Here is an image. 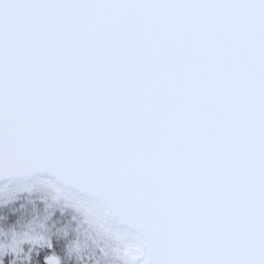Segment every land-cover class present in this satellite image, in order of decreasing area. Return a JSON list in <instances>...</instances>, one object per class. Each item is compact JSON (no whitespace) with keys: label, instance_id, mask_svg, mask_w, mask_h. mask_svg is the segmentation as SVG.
Listing matches in <instances>:
<instances>
[{"label":"snow or ice","instance_id":"6c2138e0","mask_svg":"<svg viewBox=\"0 0 264 264\" xmlns=\"http://www.w3.org/2000/svg\"><path fill=\"white\" fill-rule=\"evenodd\" d=\"M0 264H264V0H0Z\"/></svg>","mask_w":264,"mask_h":264}]
</instances>
